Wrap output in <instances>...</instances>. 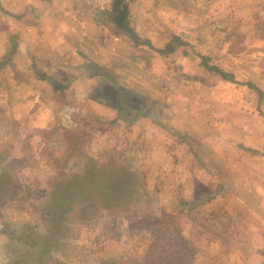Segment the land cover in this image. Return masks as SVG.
Here are the masks:
<instances>
[{
  "label": "rangeland",
  "instance_id": "obj_1",
  "mask_svg": "<svg viewBox=\"0 0 264 264\" xmlns=\"http://www.w3.org/2000/svg\"><path fill=\"white\" fill-rule=\"evenodd\" d=\"M154 4L155 1L153 7ZM164 6L173 9V17L170 9L165 10ZM163 7L165 31L156 44L160 48L155 50L165 49L172 37L182 44L178 46L176 42L174 52L168 56L159 55L167 69L164 70L166 79L159 82L164 99L173 100L184 108H192L195 117L202 114L206 119L216 120V128L221 137L227 139V146L216 147L221 149L217 151L211 145L215 153L208 147H200L209 158L215 156L216 161H212L216 165H212L216 174L214 180L233 182L234 179L245 183L253 178L264 187V159L259 157L255 163L247 157L242 161L243 165H233L234 151L229 148L230 143L236 140L251 142L252 139L256 140V136L257 147H261L259 143L264 142V112H259L258 108L264 110V99L258 101L247 87L222 82L212 72V83L200 75H186L181 63L172 60L188 49L192 60H200L199 56H204L209 65L233 75L236 82L253 83L264 93V0H163ZM172 25H175V29ZM183 47L186 49H181ZM171 86L177 94H172L173 98L170 96ZM129 97L132 96H126L127 101ZM206 112L216 118L208 117ZM202 117L199 118L202 120ZM130 131L131 136H127L129 142H135L134 149L141 152L138 149L140 145L146 149V156L141 152L144 157H139V160L132 157L131 145L127 141V144L121 143L119 151H111L110 156L103 159H68L46 166L37 160L33 163L10 161L5 166V173L0 178L3 222L0 229L7 238L0 245V264H9L14 257L18 258V246L24 248L25 243L31 245L32 242H38V248L46 250L50 256L43 259V264H154L148 259V254L154 250L166 255V264H264L263 218L251 215L230 192L226 195L227 200L216 199L189 213L177 215L171 207L174 204L171 200H175L178 189L173 177L175 163L169 159L167 166L161 167L156 161L152 162L151 156H156L155 140L151 139L146 144L138 140L137 132L133 129ZM85 132L80 137L84 150L87 149L86 143L91 142ZM107 148L106 141L99 151L106 153ZM262 150L263 147L259 151L264 152ZM75 152L80 154L79 150L73 148L70 158L76 155ZM222 154H226V170L218 164L219 160L222 161ZM117 159H121L120 163ZM89 161L106 169H113L117 164L133 171L140 167L146 177L144 184L151 192H156L161 204L162 197L166 196L170 208L160 211L153 204V210L150 207L146 209L153 216L141 218L134 213L125 214L124 210H117L114 205L108 207L111 202L106 198L101 203L77 200L58 211L61 220L56 223L52 233L46 216L50 207V190L59 180L88 170ZM250 165L257 168L251 169ZM24 168L28 169V176H33L20 178L17 173ZM73 180L69 181L73 183ZM210 184L207 188L215 189L216 183ZM70 187L73 189L72 185ZM19 236L30 238L18 241ZM41 236L52 238L46 242ZM29 254V258H33L36 253Z\"/></svg>",
  "mask_w": 264,
  "mask_h": 264
},
{
  "label": "crops",
  "instance_id": "obj_2",
  "mask_svg": "<svg viewBox=\"0 0 264 264\" xmlns=\"http://www.w3.org/2000/svg\"><path fill=\"white\" fill-rule=\"evenodd\" d=\"M164 7L163 0L128 3L127 21L131 29L150 44L141 46L108 25L110 10L100 12L89 7L85 0H0V178L10 161L33 163L37 160L46 166L68 159H103L111 151H119L121 143L127 144V141L132 157L139 160L146 156V149L144 145L138 147L143 156L134 149L135 142H129L127 135L131 136L133 129L138 133V140L146 144L155 140L156 156H151L152 162L161 167H166L169 159L175 163L173 177L178 189L175 200H171L172 208L195 202L198 188L209 190L207 186L215 182V187L222 185L251 215L264 220V187L255 179L246 181L247 186L234 179L233 182L213 179L216 174L210 166H216L212 162L215 156L212 159L203 156L200 147L211 150L212 145L220 151L216 147L227 146V139L216 128V120L206 119L202 114L195 117L192 108L181 107L163 97L159 82L166 79L164 70L167 69L159 56L160 50L155 48H160L156 44L165 31ZM170 11L173 17V9ZM171 27L175 29V25ZM184 51L172 60L181 63L186 75H200L212 83L214 78L202 66L201 59L192 60L188 49ZM173 89L169 88L171 98L175 94ZM130 95L127 101L126 96ZM199 122L215 133L201 134L200 129H204L201 126L196 133L195 123ZM83 131L91 140L86 143V150L80 142ZM256 140L230 143L229 148L234 151L233 165H243L247 157L255 163L259 157L264 159L258 154L264 149V142L259 143V148ZM106 141L107 154L99 151ZM73 148L80 154L75 152L70 158ZM214 150L211 151L215 153ZM222 157L218 164L226 170V154ZM250 168L257 167L250 165ZM134 171L145 175L140 167ZM28 173L24 168L17 175L33 176ZM165 199L166 196L162 197V204L159 201L164 210L170 208ZM6 238L0 229V245Z\"/></svg>",
  "mask_w": 264,
  "mask_h": 264
},
{
  "label": "trees",
  "instance_id": "obj_3",
  "mask_svg": "<svg viewBox=\"0 0 264 264\" xmlns=\"http://www.w3.org/2000/svg\"><path fill=\"white\" fill-rule=\"evenodd\" d=\"M130 1L132 0H112L111 10L107 13L108 19L110 18L108 25L112 26V29L115 32H123L127 34L135 45L146 44L150 46V44L146 40L142 41L139 38V36L135 33V31L128 26L127 23V18L129 15L128 3ZM178 41L179 40L177 38L172 37V39L166 44L165 49L159 51V53L165 56H168L169 54L173 53L176 48L174 44H176V42ZM177 45L179 46L182 44L178 42ZM200 59L202 66H204V68L209 72H212L217 76H219L222 82L245 86L257 96L258 101L264 99L263 91L257 86H255L253 83L250 82H246L244 84L238 83L234 80L233 75L226 73L225 71L219 69L216 66L209 65L207 59L204 56H201ZM52 85L55 89L56 85L54 83ZM258 111L264 112L262 108H258ZM200 123L201 122L195 123L196 133H198L199 131L198 129H200V126L204 128V129H200L201 134L215 133V131L207 127L206 124L202 126ZM258 154L264 157V152H258ZM202 155L205 156L207 155V153L202 150ZM201 163L204 167H206V165L202 162V160ZM87 165H88L87 167L88 170L83 171L81 175L74 174L71 175L70 176L71 178L69 179H66L67 177L63 180L61 179L59 180V182L55 183L52 189L50 190L48 195V201L50 203V207L47 209L46 216L48 217V223L51 226L50 230H52V233L56 229L57 226L56 223H58L59 220H61V216L57 214L58 211L60 209L64 210L65 208L69 207V205H71L77 200H84L85 202H91L92 200H95L96 202L98 201V203H101L102 199L106 198L111 202V204L108 205V207H112V205H114L116 206L115 209L124 210L125 212L123 213L125 214L134 213L141 218H145L147 216L150 217L153 216L151 212L150 213L146 212V209L148 207H150V209L153 210L151 207L153 204L155 209L157 208L160 211H164V208H161L159 206V198L156 192L150 191V189L146 186V184H144L145 178L137 174L136 171L125 168L120 164H117L113 169L103 168L98 163L96 165L95 162L93 161H89ZM207 165H210V163L208 162ZM210 168L213 171L215 170L212 166H210ZM72 179H74L73 183L72 181H69ZM67 181H69V183L66 185ZM84 182L86 183L85 186H84ZM70 185L73 186V189L70 187ZM146 188L148 190H146ZM227 194L228 192L224 189L222 185H218L215 187V189L212 190L201 188L195 197V202L184 203V205L181 206V208L175 207L173 209L174 211H178L177 212L178 214H182L184 212L189 213L191 210H195L198 206L212 203L216 199L220 200L224 198L227 200L228 199V196H226ZM105 207L107 206H104L103 208ZM259 214L261 215L260 212ZM198 221L200 223L201 222L204 223V221L202 220H198ZM26 238H30V236H19L18 241H22ZM40 238H42V240L44 238L46 242H50L52 237L41 236ZM12 246L13 243L12 245H10V248ZM38 246H39L38 242L36 243L32 242L31 245L25 243L24 248L18 246L19 247L17 248L18 251H16L18 252L17 253L18 258L14 257V259L9 264H43L44 261L43 259L45 257L49 258L50 256H48L46 250H40ZM29 253L31 254L36 253V254L33 258H29L30 257ZM166 258H167L166 255L157 252L155 250L150 254H148V259L154 262V264H166L167 262Z\"/></svg>",
  "mask_w": 264,
  "mask_h": 264
},
{
  "label": "built area",
  "instance_id": "obj_4",
  "mask_svg": "<svg viewBox=\"0 0 264 264\" xmlns=\"http://www.w3.org/2000/svg\"><path fill=\"white\" fill-rule=\"evenodd\" d=\"M89 7H93L100 12H107L112 6V0H85Z\"/></svg>",
  "mask_w": 264,
  "mask_h": 264
}]
</instances>
